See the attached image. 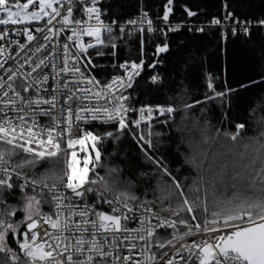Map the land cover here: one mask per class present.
<instances>
[{
  "label": "snow or ice",
  "instance_id": "1",
  "mask_svg": "<svg viewBox=\"0 0 264 264\" xmlns=\"http://www.w3.org/2000/svg\"><path fill=\"white\" fill-rule=\"evenodd\" d=\"M232 4L0 0V264H264V56L235 87L208 63L209 33L216 53L264 34ZM174 105L201 114L175 168Z\"/></svg>",
  "mask_w": 264,
  "mask_h": 264
},
{
  "label": "trees",
  "instance_id": "2",
  "mask_svg": "<svg viewBox=\"0 0 264 264\" xmlns=\"http://www.w3.org/2000/svg\"><path fill=\"white\" fill-rule=\"evenodd\" d=\"M145 3H151L153 5H159L160 0H144ZM184 0H176V3H183ZM190 3L198 5V8L194 10H199L203 12H212L215 13L219 7L220 0H189ZM112 4L115 9L118 11L114 12V15H118L122 18H128L134 15L137 11V0H112ZM232 7L241 14V17L248 15H259V13L264 10V0H233ZM150 12L158 11L157 9H149ZM208 39L213 43L208 48V52L212 55L210 56L208 63L215 64L216 56H219V67L223 69L227 67V80L228 83L235 87L238 81L244 80L247 76H255L260 70V64L262 56H264V34L260 33L258 30L253 29L251 37L248 40H238L234 43L230 42L227 46V50L216 53L215 51V37L210 33L208 34ZM195 43H198L195 42ZM135 56L136 52H132L131 49H127L126 55ZM121 56H123V50L121 49ZM107 63V61H105ZM171 65L169 64V70ZM210 71L213 74H216L217 69L212 68ZM207 74V72H206ZM141 93L145 92L146 89L141 88L139 90ZM184 91L189 94L185 97L187 100L191 101L194 95H198L197 81L193 78L188 81L187 87ZM248 94L245 93L244 96ZM144 100H147L149 97L144 95L142 97ZM166 97H161L164 99ZM244 97L242 96L240 100L235 101V104L232 108V122H238L246 119L245 109L246 105L243 102ZM176 107V112L174 116V123L170 124L169 127L165 130L168 135L164 140V146L160 148V152L164 153L168 161L171 162V166L175 168L177 161L183 160V155L185 153L190 154L189 148V134L186 131V127L190 122L200 118L199 109H194L189 112H184L179 110L178 105ZM208 119L212 124H216L219 119L218 110L213 108L207 113ZM159 130V129H157ZM252 134L251 130L247 133ZM111 151V148H109ZM211 153V149H209ZM123 167V166H122ZM207 167V164H205ZM125 175H127V169H124ZM182 175L195 176V170L191 166H184L182 169Z\"/></svg>",
  "mask_w": 264,
  "mask_h": 264
},
{
  "label": "built area",
  "instance_id": "3",
  "mask_svg": "<svg viewBox=\"0 0 264 264\" xmlns=\"http://www.w3.org/2000/svg\"><path fill=\"white\" fill-rule=\"evenodd\" d=\"M87 39V38H86ZM123 50V56H127L126 55V51H127V49H122Z\"/></svg>",
  "mask_w": 264,
  "mask_h": 264
},
{
  "label": "rangeland",
  "instance_id": "4",
  "mask_svg": "<svg viewBox=\"0 0 264 264\" xmlns=\"http://www.w3.org/2000/svg\"><path fill=\"white\" fill-rule=\"evenodd\" d=\"M22 2H23V0H22Z\"/></svg>",
  "mask_w": 264,
  "mask_h": 264
}]
</instances>
